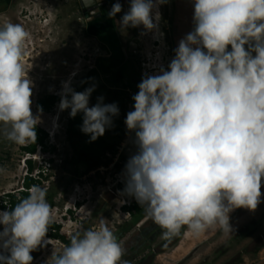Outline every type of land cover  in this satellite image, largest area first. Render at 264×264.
<instances>
[{
    "label": "clouds",
    "instance_id": "obj_1",
    "mask_svg": "<svg viewBox=\"0 0 264 264\" xmlns=\"http://www.w3.org/2000/svg\"><path fill=\"white\" fill-rule=\"evenodd\" d=\"M167 2L130 0L118 21L121 30L143 26L145 34H156L159 8ZM191 3L192 30L167 69L143 75L125 119L136 151L125 165L121 195L124 203L135 200L166 242L184 227L197 236L210 230L231 235V214L255 212L264 195V0ZM121 12L115 3L109 16ZM29 39L20 24L0 27V136L17 145L36 144L42 123V108L35 116L31 110L34 84L24 62ZM71 83L72 76L62 83L59 111L70 110L71 118L83 114L81 131L95 141L119 107L103 97L90 107L95 86L77 92ZM27 191L13 208L0 211V264H33L31 253L50 243L53 209L46 190L33 185ZM125 254L101 220L73 234L47 264H129Z\"/></svg>",
    "mask_w": 264,
    "mask_h": 264
},
{
    "label": "rangeland",
    "instance_id": "obj_2",
    "mask_svg": "<svg viewBox=\"0 0 264 264\" xmlns=\"http://www.w3.org/2000/svg\"><path fill=\"white\" fill-rule=\"evenodd\" d=\"M180 1L168 0L160 6L161 20L156 34H145L143 26L128 28L130 35L125 41L124 51L137 69L135 87L132 85L130 89L115 91L114 87L125 85L124 82L114 83L112 73L111 89L105 90L107 97H103L104 103L118 105L119 116L113 121L121 125L124 135H117L111 128L95 141L81 131L83 114L71 120L70 110L61 112L60 127L54 135L56 128L51 120L61 99L62 83L72 76L71 86L76 91L79 82L94 71L92 69L100 71L97 61L106 57L109 51L95 34H90H98L97 27L100 25H85L78 0H10L7 10L2 13L0 9V27L11 22L22 25L30 33L24 58L34 84L31 97L33 115L37 114L38 101L46 95L59 97L54 108L42 110V123L37 126L41 129L43 126V130L52 135L50 138L46 132L45 150L44 145H36V156L42 155L40 161L32 158L33 161L25 167V157L34 156L23 150L29 144L17 145L0 136V169L5 170L0 172V202L3 195L9 192L18 194V191H27L33 185L44 188L46 199L53 209L52 223L59 225V234L65 239L46 236L50 243L31 253L33 264H47L52 255L60 254L70 243L73 234L94 229L101 220L107 223L126 249L122 259L129 264H264V247L258 248L264 243V195L255 212L237 209L231 214L230 223L235 229L233 234L224 235L219 230H210L197 236L184 227L171 242L161 238L162 229L147 217L135 200L124 203L125 197L121 195L125 165L136 151L131 142L134 134H129L125 125L126 115L133 110L132 97L138 92L143 75L154 74L161 67L167 69L174 58V50L181 40L177 31L181 28V19L187 18L181 15L176 27L179 9L176 4ZM187 3L190 1L186 0ZM129 4L123 6L120 17L128 11ZM4 5L0 0V6ZM192 17L187 18L189 31L193 28ZM47 20L49 24L45 27L42 23ZM101 79L107 78L100 72L90 78L91 87L101 91ZM90 100L95 102L94 98L90 97ZM52 127L53 131L50 130ZM104 141L109 146L102 150L101 143ZM84 144L92 147L96 157L100 155V162L87 174H74L75 170L80 171L76 148H88L83 147ZM44 161L47 169L39 166ZM261 191L264 193L263 183ZM124 205H130V209L124 211ZM136 215L139 218H135ZM165 243L167 247H164Z\"/></svg>",
    "mask_w": 264,
    "mask_h": 264
},
{
    "label": "trees",
    "instance_id": "obj_3",
    "mask_svg": "<svg viewBox=\"0 0 264 264\" xmlns=\"http://www.w3.org/2000/svg\"><path fill=\"white\" fill-rule=\"evenodd\" d=\"M103 60L104 59H98V61H97L98 67L100 69H102V66L104 65ZM133 65H134V63H133ZM119 66H120V64H119ZM92 70H94V71L89 73V75L87 77H85L84 79H82L79 82V84L77 86V90H76L77 92H83L86 88L91 87L90 78H94V77H96L99 74V71L96 68L92 69ZM115 70H117L116 72L118 73V78H116V72H115L114 75L112 76V79H113L112 81L114 83L115 82L116 83H121L122 80H123L122 78L130 77V72L133 75H137L136 70L131 65L130 61H128V62H126L124 64H121V70H119L117 68ZM114 76H115L116 80H115ZM108 81L111 82V79L110 80L108 79ZM125 86H128V85H125ZM133 87H135V84L133 85ZM122 88H123V90L126 89V87H122ZM108 89L109 88H106V87H104V90L101 89V91H100V89H95V91L91 95V98H94L95 102L90 100L89 106L91 107V106L95 105L96 102H97V98L98 97H104L105 90H108ZM114 90L117 91V90H121V89L120 88H115ZM117 92H119V91H117ZM58 102H59V97H57L55 95H46L43 100H39L38 101L37 108H42V110L50 111L52 108H54L56 106V104ZM123 112L126 113L125 111H123ZM80 115H82V114H80ZM124 118H125V116H124ZM71 120H72V118H71ZM115 122L116 121H113L112 126L110 128H108V129L109 130L111 128L114 129V131L116 132L117 135H119V134L124 135L123 134V130L120 129L121 125H119L118 123H115ZM108 129H106V131H108ZM36 132H37L36 144H29L28 146L23 147V150L26 151L27 153H34L35 154L36 151H37V146H36L37 144L44 145V150L46 149V139H47L46 138V135H47L46 132L47 131L45 132L43 129L37 127L36 128ZM70 141L73 144V141L71 139H70ZM101 144H103L102 150L104 148H106V146H109V143H107L106 141L102 142ZM83 147H88V146H86V144H84ZM76 149H77V153H78V156H79V163L77 164V167L80 169V171H76L75 170L74 174H77L78 172H79V174H83V173L87 174L89 171H91V170L95 169L96 167H98V164L100 162L99 161L100 155L98 157H96L93 154L92 150H91L92 147L85 148L87 151L85 149L81 150L80 147H78ZM27 159L31 160L32 158H27ZM89 159H91V161H89ZM262 183L264 185V181H262ZM18 192H19L18 194L13 193V192H9L7 194H4L3 195V199L0 202V208L2 210L11 209L17 203H19L23 198H26L29 195V192L25 191V190L18 191ZM129 209H130V205H124L123 206V210L124 211H128ZM137 216H139V215H136L135 218H139ZM140 220L141 219H139L138 221H140ZM59 229H60L59 225H57L55 223H51V225L49 227V231H48L47 237H49V238L51 237L53 239L65 240L64 237H62L59 234ZM263 247H264V243L261 244L258 248H263Z\"/></svg>",
    "mask_w": 264,
    "mask_h": 264
},
{
    "label": "flooded vegetation",
    "instance_id": "obj_4",
    "mask_svg": "<svg viewBox=\"0 0 264 264\" xmlns=\"http://www.w3.org/2000/svg\"><path fill=\"white\" fill-rule=\"evenodd\" d=\"M129 2L130 0H87L86 2L85 0H78L79 6L81 8L85 20V25L87 27H89V25H92V27L100 25L99 27H97L100 29H98V34L94 32H91L90 34H95V37H97L101 41L102 45L107 48V51H109L106 57L100 58L104 59V65L102 66V69H100L99 72L103 75L104 78H107L106 80L101 79L102 90H104V87L111 89L109 86L108 79L110 80L112 73L114 74L117 71L115 70L116 68L121 70V64L128 62L130 59L129 55H127V53L124 51V47L126 46L125 41H127V39L129 38L130 33H127L128 29L121 30L118 24V21L121 19L119 14H117L115 17L109 16V12L112 9L113 4L120 3L123 8V6ZM93 29L94 28H92V30ZM94 31L96 32L95 29ZM131 65L134 67L135 70H137L135 65ZM116 78H118L117 72ZM122 79L124 85H128L125 86L127 89H130L129 86H132L134 85V83H136V76L133 75L131 72L130 77H125ZM120 89L123 90L122 87ZM27 158H32V156ZM31 160H25V167H27L29 163L33 161Z\"/></svg>",
    "mask_w": 264,
    "mask_h": 264
},
{
    "label": "bare ground",
    "instance_id": "obj_5",
    "mask_svg": "<svg viewBox=\"0 0 264 264\" xmlns=\"http://www.w3.org/2000/svg\"><path fill=\"white\" fill-rule=\"evenodd\" d=\"M181 14H180V19H181V15L184 16L186 13L188 14V17L191 19V17L193 16V11H192V8L190 5H184V6H181ZM179 11V13H180ZM192 13V15H191ZM180 19L178 21H180ZM178 23V22H177ZM183 23V28H184V31H187V18L186 19H181V25ZM49 24V21L47 20L46 23H42L43 26H48ZM178 26V24H177ZM27 61V59L25 60L24 58V62ZM26 63V62H25ZM59 105V104H58ZM58 105L56 107V113L53 115L54 117L52 118L51 121H53V125H55V131L53 133V135L56 133L57 134V129L60 127L59 125V118H60V115H61V111H59V108H58ZM52 125V126H53ZM42 128L44 129V127L42 126ZM51 131H53V127L50 129ZM39 156H35V158H38ZM49 160V159H48ZM77 204V203H76Z\"/></svg>",
    "mask_w": 264,
    "mask_h": 264
},
{
    "label": "crops",
    "instance_id": "obj_6",
    "mask_svg": "<svg viewBox=\"0 0 264 264\" xmlns=\"http://www.w3.org/2000/svg\"><path fill=\"white\" fill-rule=\"evenodd\" d=\"M9 1H10V0H8V1H6V0H2V2L5 4L4 7H3V6H0V9H1V12H2V13H3L5 10H7V9L9 8V5H8V4H9ZM185 1H186V0H181V1L179 2V4H178V3L176 4V6L178 5V7H179V9H180L181 6H184V5H190L191 8H192V11H193V6L191 5V4H192V3H191V0H189L191 4H190V3L185 4ZM7 5H8V6H7ZM178 7H177V9H178ZM179 9H178V10H179ZM178 10H177V12H178V13H177V17H178V18L176 17V19H175L176 27H177V24H178L177 22H178V20L180 19V14H181V11L179 10V11H180V13H179ZM184 16L188 18V14H187V13H186ZM186 26H187V31H184L183 23H182V25H181V28H179L178 31H177V32L179 33V36H181V39H182L187 33H189V32L191 31V30L189 31V23H188V21H187ZM177 32H176V33H177ZM177 35H178V34H177ZM176 38H177V36H176ZM178 41H179V38H178Z\"/></svg>",
    "mask_w": 264,
    "mask_h": 264
},
{
    "label": "built area",
    "instance_id": "obj_7",
    "mask_svg": "<svg viewBox=\"0 0 264 264\" xmlns=\"http://www.w3.org/2000/svg\"><path fill=\"white\" fill-rule=\"evenodd\" d=\"M29 154V153H28ZM27 157H30L29 155ZM27 158L25 157L24 160H26ZM45 164H46V161H44V164L42 165L43 166V169H47V167H45Z\"/></svg>",
    "mask_w": 264,
    "mask_h": 264
},
{
    "label": "water",
    "instance_id": "obj_8",
    "mask_svg": "<svg viewBox=\"0 0 264 264\" xmlns=\"http://www.w3.org/2000/svg\"><path fill=\"white\" fill-rule=\"evenodd\" d=\"M87 0H85V2H86Z\"/></svg>",
    "mask_w": 264,
    "mask_h": 264
}]
</instances>
